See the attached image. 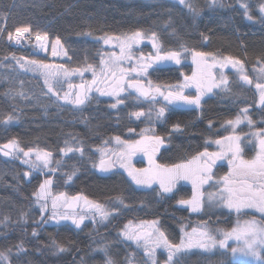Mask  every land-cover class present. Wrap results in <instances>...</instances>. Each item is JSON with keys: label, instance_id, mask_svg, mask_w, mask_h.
<instances>
[{"label": "trees", "instance_id": "16d2710c", "mask_svg": "<svg viewBox=\"0 0 264 264\" xmlns=\"http://www.w3.org/2000/svg\"><path fill=\"white\" fill-rule=\"evenodd\" d=\"M261 3L264 0H221L215 5L212 0H185L184 4L179 0H0V28L5 29L0 33V147L15 139L26 150L51 152L53 163L49 169L56 170L53 175L49 169H32L20 158L6 157L0 151V221H4L0 223V252L8 255L10 264H106L108 258L112 264H151L122 238L121 232L129 222H158L174 245L181 242L185 225L206 223L213 230L226 231L237 218L264 222V215L251 210L237 214L228 208L223 212L208 207L195 214L179 203L192 198L190 185L182 184L165 193L157 186L136 184L121 162L114 161L108 171L100 169L101 159L116 155V137H142L144 127L132 116L155 96L145 99L129 86L132 96L121 97V104L97 95L81 105L66 104L50 96L42 78L26 67L31 61L50 62L48 56L30 47L37 31L47 33L50 42L59 36L67 51L61 62L68 69L98 66L104 51L99 38L136 31L155 33L164 53L188 49L242 61L251 83L230 70L226 87L201 99L199 106L166 108L156 124L151 135L164 139L155 153L156 162L162 166L186 163L209 148V141L233 133L228 121L242 109H249L254 127L264 128V106L258 104L253 84L264 80ZM243 4L249 5L251 20L245 16ZM20 26H30L33 33L27 34L24 47L14 46L7 38L8 32L15 34V28ZM154 68L144 80L154 89L178 83L183 73L194 70L189 64L164 66L158 71ZM8 115L15 119L5 124ZM175 124H180L181 131L173 130ZM252 128L244 124L238 131L244 133ZM129 129L134 131L130 133ZM72 142L83 147V154L62 153ZM254 153L253 146L245 145V159L251 160ZM57 160L61 162L59 167ZM28 172L30 176L24 175ZM227 172V167L222 166L217 175ZM68 175H72L71 180ZM46 179L52 180L51 195H83L107 206L111 210L108 220L84 221L79 227L48 222L34 195ZM53 242L67 250L57 252ZM21 243L24 252L17 250ZM165 261L166 256L160 253L157 264ZM173 264H229V257L220 249H194L176 255Z\"/></svg>", "mask_w": 264, "mask_h": 264}, {"label": "snow or ice", "instance_id": "6c2138e0", "mask_svg": "<svg viewBox=\"0 0 264 264\" xmlns=\"http://www.w3.org/2000/svg\"><path fill=\"white\" fill-rule=\"evenodd\" d=\"M181 4L185 3V0H179ZM221 3V0H212V4ZM194 14H196V10L192 8L190 4L187 5ZM245 16L248 19H252V16L249 14V5L243 4L241 5ZM259 13L261 16V22H264V3L259 5ZM5 31L4 28H0V33ZM28 34L32 36L33 33L31 31L30 26H20L15 28L16 39L18 40L21 36ZM13 32L7 33L8 40L13 39ZM35 39L38 42L47 41L48 34L44 33L41 35L40 32H35ZM143 33L141 31H136L131 35H125L123 38L121 37H107L104 39V43L108 44L112 39H115L119 42L120 46V55L111 56L108 61L101 59L102 66V74L103 72H107L108 76L114 78L113 86L110 91L107 93L109 95L119 96L120 92L125 91V88L121 85L119 79H115L117 76V72L120 74V77L128 75L129 73H136L139 75H143L147 78V70L152 67L153 64H156L157 67L153 69V71H158L160 66L165 62H174L175 64H180V53L179 52H167L164 55H160L161 49L155 43V39H153V46L156 48V56L152 58L151 63L141 64L139 60L136 61V67L129 69L128 72H125L123 68L119 65L123 61H131L133 57L131 56V50L134 44L139 43L140 38ZM156 34L152 33V37L155 38ZM207 39V37H205ZM61 41L59 36L56 37L55 44L52 45V55L57 56L56 46L60 45ZM41 48H45L44 43H40ZM185 52H188V49H184ZM63 55H67V51H63ZM144 59L143 57L140 58ZM211 59L214 63L213 65H209L207 60ZM193 61L197 66V70L193 72L191 77H185V83L183 85H161L156 87V92L163 96L164 100L169 104L173 105H195L199 106L201 102V97L205 94V91H211V88L202 89L201 81L207 74V69L214 66L215 63H219L221 68H224L228 64H231L233 68H238L239 71L243 72L242 61L235 60L232 57H226L223 60L217 61L216 57L210 53H202V52H194L193 53ZM30 64L37 65L36 61H31ZM39 67H43L45 69L53 67L49 65L39 64ZM21 67H24L21 64ZM91 69V65L88 66ZM51 77H55L56 73H49ZM64 75H71L66 69L64 70ZM95 76V72H93ZM241 80L251 83L250 77L247 75H242L240 77ZM48 83V81H45ZM93 83H96L94 80ZM222 85H226V79H222ZM189 85H194L196 89L199 91V95L196 96H185L183 89L189 87ZM51 90V84L48 85ZM71 87V86H70ZM132 87L137 88V90L141 93V95L147 97L149 95L148 91L143 87L142 84H134ZM161 87H168L177 89L176 91H169L167 95L160 92ZM91 88V85L88 88H85L84 84L80 85L81 91L77 93L76 99L72 101V103L76 105H81L85 102L88 97V90ZM256 88L260 90V101L261 104H264V84H257ZM100 91V89H98ZM22 95V93H21ZM59 97V94H56ZM60 99L67 100L69 98L68 93H65L63 97H59ZM117 103H121L118 99ZM112 107H116V105H112ZM165 108H160L156 113L157 119L164 115ZM248 109H242V114L244 119L248 120L249 124H252L250 117L247 116ZM143 112L135 113V117L139 119L143 116ZM15 119L12 115H8L4 119V123ZM211 123V122H210ZM241 123L240 117H238L235 121H228V124L233 128ZM174 131H181L180 124L173 125ZM133 129H129V132H133ZM260 137L259 139V151L257 156L251 160L246 161L242 159L243 149L240 145V137L232 136L225 138L227 141L225 153H209L207 149L204 152L199 153L197 156L192 157L190 161L187 163L176 164L171 167H166L155 163L154 155L159 148L164 143V139L159 136L154 137H145L142 136L140 140L137 141H121L120 137H116V141L121 145L123 151L121 152L120 158L129 159L136 152H143L149 156V167L145 169H135L130 166V164H126L125 167L129 170V175L135 181L136 184H148L150 185L153 181H159V185L163 192L168 193L173 190L176 183L180 180H192L194 185H199L203 183H207L208 180L212 179V165L216 162L217 159L221 158L223 155H231L233 157L232 160L229 161V164L232 165V169L229 174L223 177L218 183L224 185L223 189H221L220 200L223 204L231 210H234L236 213H240L242 209H256L261 214H264V129L259 130L257 133H254ZM216 144H221V141L217 140ZM7 149V150H4ZM0 151H3L5 156H23L26 157L23 162L26 165H29L32 169H49V165L53 163L52 161V153L44 150H37L34 148H29L27 151L24 148L19 146V141L13 139L10 140L6 145L0 147ZM66 155L67 152H72V148H67L61 150ZM81 154H83V147L76 149ZM35 155V159H32V155ZM57 167L60 165V161H55ZM113 165L110 163H106L104 159L100 160L99 167L102 171H108ZM55 169H49L50 174H55ZM74 174V173H73ZM24 175L30 176L31 173H25ZM68 179H72V175H68ZM52 184L51 179L44 180L43 183L39 185V190L34 193L37 203H41V209L44 210L47 207V199L49 196V188ZM64 194L61 193L60 197H56L52 201V215L49 218L50 220L56 221L59 223L61 220H70L77 227L83 222V217L76 218L75 214L69 215L67 213L60 214L56 211L57 208V200H60ZM81 199V197H72V201L68 202L64 200L65 206L71 208L74 206L75 202ZM85 203L90 207L96 208L100 210V216L102 219H106L109 215L108 212L103 211V206L99 204H92L87 198H83ZM122 203V201H121ZM180 204L190 205L192 211H200L202 208V204L198 196L194 195L192 200H181ZM7 219V218H5ZM4 221H0L3 223ZM47 223V221H44ZM157 222H153V227ZM156 237L153 240L151 233H143L137 234L134 232H124V236L130 240H135L137 243L140 242L141 238L144 240V246L147 249V252L150 257H154L155 249L157 247H164L167 249V264H173V256L177 253H185L192 249H201L206 252H211L214 249H220L223 251L224 255L229 257V264H252L253 261L256 264H264V222H258L255 220L245 222L243 227L233 228L230 231H220L218 232V236L211 235L208 231L205 230L204 227L198 231L197 229H193L191 233H185V238L181 240L179 244H171L164 232L160 231L159 228L155 229ZM33 236H36L37 233L33 230ZM229 240H234L236 246H230ZM57 252H63L67 249L56 242H53ZM18 252H24L25 249L23 244L17 246ZM10 251V250H9ZM105 255H107L105 250ZM0 261L6 262V264H10L9 257L3 252H0ZM106 264H112L110 258L107 259Z\"/></svg>", "mask_w": 264, "mask_h": 264}, {"label": "rangeland", "instance_id": "374dc122", "mask_svg": "<svg viewBox=\"0 0 264 264\" xmlns=\"http://www.w3.org/2000/svg\"><path fill=\"white\" fill-rule=\"evenodd\" d=\"M131 34H126V35H131ZM124 36L125 35H123V36H105V37L99 38V41H101L103 48H104L103 55H102L103 60L108 61L109 58L111 56H113V54L120 55L119 42L115 39H112L108 44H105L104 39L107 37H121V38H123ZM22 37L23 36H21L17 40L16 35L14 36V40L15 39L17 40V45H20L21 42H19V41L21 39L22 40L24 39ZM153 39H155L156 45H158L161 49V45H160L159 41L156 39V37L153 38L152 35L143 33L142 37L139 40V43L134 44L132 47L130 54L133 57V59L131 61H127V60L123 61L122 63H120L119 66L121 68H123L125 70V72H128L129 69L135 68L137 66L136 65L137 60H139L141 64L151 63L152 58H154L157 54L156 48L153 46ZM42 42H44L45 48H41L40 45H38V46L33 45V48L37 52V54L48 56V58H50V62H37V65H32V64H30V62H27V66L26 65L25 66L28 68L29 72H31L35 75H38L40 78H42V80L44 81L47 93L50 94V96L58 99L62 103L76 105V104L72 103V101L76 99L77 93L81 91V89H80L81 84H84L86 89L88 88L89 85H91V88L88 90V97L84 103H86V101L93 95H97L99 97L110 98V99H113L117 102V100L120 99L121 97L132 96L130 91H129V90H131L129 88V85H128L129 83L133 82L134 80H142V81L145 80V77L143 75H139L136 73H129L128 75L120 77V74L117 72V76L115 79L120 80V83L125 88V91L120 92L118 97L114 96V95H109L107 93L110 91L111 87L113 86V79L114 78L108 76L106 71L103 72V74H102L101 61H100L98 66H92L91 69H89V67H85L82 69H68L61 62L62 60H64L66 58V56L63 55V51H65V49L63 48L62 44L56 46L57 53H59V54L57 56H53L52 55V45L55 44V41L50 42L47 39V41H42ZM179 53H180V64H175L174 62H165L160 67L182 66L185 64H189V65L194 67V70L190 74L183 73L181 81L178 83H175V84H171V85H177V84L183 85L185 83V77H191L193 72L197 70V66L193 61L194 51L188 50V52H185L184 50H182ZM164 54L165 53L162 52V50H161L160 55H164ZM141 57H143L144 59L141 60L140 59ZM223 59L224 58L216 57L217 61H220ZM235 60H237V59H235ZM41 63L44 65H49V66H53V67H50L47 69H45L43 67H39L38 65ZM207 63L209 65H213L214 62L211 59H209V60H207ZM242 65H243V72L239 71L238 68H233L231 64H228L224 68H221L220 64L218 62L215 63L214 66L208 68L207 74L205 75V77L201 81V87H202V89H205V90L208 88H211V91H205V94L201 97V99L214 94L215 91L220 89V88L226 87L227 84L222 85L221 81H222V79H226V81L228 83V76H229L228 72L230 70L235 71L240 77L242 75H247L248 77H250L248 75V70L246 69V67L244 66L243 63H242ZM154 67H157V65L153 64L152 67L148 68L147 73L150 69H152ZM65 69L69 73H71V75L65 76L64 75ZM93 72H95V76L93 75ZM49 73H56V75H55V77H51L49 75ZM261 77H262V75H261ZM46 80L48 81V83L45 82ZM94 80L96 81V83H93ZM147 81H149V80H147ZM49 84H51V86H52L51 90L49 89V86H48ZM253 84H254V89L259 96L258 104L264 106V104H261V101H260V96H261L260 90L256 88L257 84H264V80L263 81H260V80L255 81ZM149 85H150V87L154 88L152 83H150ZM165 86H167V85H165ZM98 89H100V91H98ZM176 90L177 89L168 88V87H161L160 88V92L164 93V95H167V93L169 91H176ZM183 92H184L185 96H190V97L199 95V91L196 89V87L194 85H189V87L184 88ZM57 93L59 94V97H63L65 95V93H68L69 98L67 100L60 99L59 97H57V95H56ZM132 94L134 97L137 96L134 91ZM140 100L141 99L136 98V101L140 102ZM121 103H119V104H121ZM144 105H145V108L138 111V112H143L144 115L141 116L139 119H137L135 117V114H134L132 116V118L134 120L141 121V124L144 127L143 131H142V133H143L142 136L150 137V138L154 137L151 134L154 133V131H155L154 128H155L156 124L163 117L162 116L159 119H157L156 113L159 111L160 108L163 107L166 109V108H170V107H193V106H195V105H183V104H180V105L169 104L167 101L164 100L163 96H161L160 94H158L157 96H155L154 98L149 100ZM247 116L250 117L249 109L247 112ZM238 117H240L241 123L239 125L235 126V128H233L231 125L228 124V126H230L233 129V133H230V134H228L224 137H221L219 139L209 141V148H207V151L209 153H225L227 151V149H226L227 141L225 138L232 137V136H239L241 138L240 139V145L243 149V152L241 154L242 159H244L246 161H251L257 156V153L259 151V139H260V137L257 135H254V133H257L259 130L264 129V128L254 127L255 124L253 122H252V124H249L248 120L244 119L242 112L232 121H235ZM250 119H251V117H250ZM244 124H247L253 128L248 132H244V133L239 132L238 129L241 126H243ZM120 139H121V141H137V140H128V139H123V138H120ZM140 139H141V137L138 140H140ZM217 140L221 141V144H219V145L216 144L215 142ZM245 145L249 146V147L253 146L255 148V153H254V156L251 160H247L244 158L245 157L244 156ZM67 148H72L73 151L67 152L66 155H69V154L75 153V152L78 154H81L79 151H76V149L80 148L79 144L72 142V143L67 144L64 149H67ZM116 148H117L116 155L113 158L110 157V154L105 156L104 160L106 161V163L113 164L115 162H121V164H123L124 167L126 164H130V166L132 168H135V169H145V168L149 167V156L147 154L138 151L131 156L130 160L126 159V158L118 159V157H120L123 149L117 141H116ZM4 150H7V149H4ZM24 150L27 151L26 149H24ZM37 150H40V149H37ZM95 150L97 152L103 153V151H100V149H95ZM62 153L64 154V152H62ZM6 157H17V158H20L22 161L27 159L26 157H23V156H6ZM153 158L155 160V163H157L156 162V155H154ZM32 159H35L34 154L32 155ZM232 159H233V157L230 154L229 155H223V156H221V158L217 159L216 162L212 165V179L208 180L207 183L194 185L192 180H180V181H178L173 189H175L177 186L182 185V184L190 185L193 189V196L196 195L199 197L200 202L202 204V208L200 209V211L196 212V211H192V208L190 205L180 204V206L188 208L190 212L195 213V214L203 212L204 208L207 209L208 207L214 211L219 210V211L226 212L227 207L220 200L221 189H223L224 185L221 183H218V182L223 177H225L229 174L230 170L232 169V165L229 164V161ZM52 161H53V158H52ZM51 166H52V163L49 165V167H51ZM222 166H226L228 172L226 174L221 173V174L217 175L219 169ZM166 167H171V166H166ZM125 168L129 173L128 168L127 167H125ZM140 185H143L145 187L157 186L161 189V187L159 185V181H153L150 185H148V184H140ZM162 192H163V190H162ZM78 196L81 197V199L76 201L73 207L69 208V207L65 206L64 200L71 202L72 197H77V196H69L67 194H64V196L61 197L60 200H57L56 211L60 214H64V213H67L69 215L75 214L77 219H79V217L82 216L84 218L83 222L84 221H92V222L104 223L105 221L108 220V218L111 214V210L107 206L102 205L103 211L108 212L109 215L106 219H102L100 216V210L93 208V207H90L88 204L85 203V200L83 198H87V197H85L83 195H78ZM193 196H192V198H190L188 200H192ZM56 197H60V194L51 195L49 193V196H48V199L46 202L47 207L44 210L41 209L43 214L45 215V218L48 220V222L57 223L56 221L49 219L52 215V201ZM87 200L90 201L92 204H98L97 202L90 200L88 198H87ZM185 201H187V200H185ZM41 203H44V201H41ZM41 203H38L40 208H41ZM99 205H101V204H99ZM228 210H231V209H228ZM242 210H251V212H254V213L258 212L259 213V214L257 213L256 215H264V214H261L256 209H242ZM232 211H234V210H232ZM243 212H245V211H243ZM241 214H243V213H241ZM252 220L260 222L259 220L255 219V218H251V217L250 218L245 217V218H240V219L237 218V220L234 222L232 228H230L229 230H226V231H230L233 228L243 227L245 225V222L252 221ZM59 222H67V223L73 224L72 221H70V220H61ZM153 222H154L153 220L152 221L146 220V221L129 222L125 226L124 230L121 232L122 238L127 243L133 245V247L138 252L143 254L144 257L151 262V264H157L158 263L160 253H163L166 256V261L163 264H167V249L166 248H164L162 246L157 247L155 249L154 257H150L148 252H147L146 247L144 246L143 238H141L140 242L137 243L135 240H130L124 236L125 231L134 232L137 234L151 233L152 239L154 240L156 235H157L155 232V229L159 228V225L157 222L155 224V227H153ZM73 225H75V224H73ZM201 227H204L206 231H208L213 236H217V238H220L217 235L218 232L224 231L221 229L213 230L210 227H208L206 223H195L192 225L189 224V225H185L182 228L181 240L185 238V233H191L193 229H197L199 231L201 229ZM229 245L230 246H236L235 241L229 240ZM194 249H192V250H194ZM199 250H201V249H199ZM214 250H216V249H214ZM202 251H204V250H202ZM178 254L179 253L175 254L173 256V259ZM252 264H256V262L253 261Z\"/></svg>", "mask_w": 264, "mask_h": 264}, {"label": "water", "instance_id": "95a60500", "mask_svg": "<svg viewBox=\"0 0 264 264\" xmlns=\"http://www.w3.org/2000/svg\"><path fill=\"white\" fill-rule=\"evenodd\" d=\"M134 84H142L143 87L148 91L149 95H148L147 97H145V96L142 95V96L145 97V98H148V97H151V96H156V95L159 94V93L156 92V89H152V88L148 87V86L146 85V83H145L144 81H142V80H134L133 82L130 83L131 88H133L134 90H136L137 92H139V91L137 90V88L132 87V85H134ZM139 93H140V92H139ZM140 94H141V93H140Z\"/></svg>", "mask_w": 264, "mask_h": 264}, {"label": "built area", "instance_id": "2783aa9c", "mask_svg": "<svg viewBox=\"0 0 264 264\" xmlns=\"http://www.w3.org/2000/svg\"><path fill=\"white\" fill-rule=\"evenodd\" d=\"M19 42H21V41H19ZM15 44H17V40L15 39ZM21 44V43H20Z\"/></svg>", "mask_w": 264, "mask_h": 264}, {"label": "bare ground", "instance_id": "6f19581e", "mask_svg": "<svg viewBox=\"0 0 264 264\" xmlns=\"http://www.w3.org/2000/svg\"><path fill=\"white\" fill-rule=\"evenodd\" d=\"M24 38H27V34H25V36H23Z\"/></svg>", "mask_w": 264, "mask_h": 264}, {"label": "flooded vegetation", "instance_id": "af4514ba", "mask_svg": "<svg viewBox=\"0 0 264 264\" xmlns=\"http://www.w3.org/2000/svg\"><path fill=\"white\" fill-rule=\"evenodd\" d=\"M153 96H151V97H148V98H145V99H149V98H152ZM144 98V97H143Z\"/></svg>", "mask_w": 264, "mask_h": 264}]
</instances>
